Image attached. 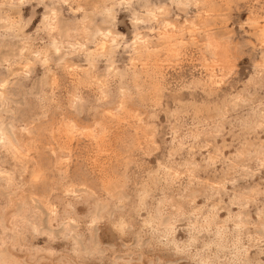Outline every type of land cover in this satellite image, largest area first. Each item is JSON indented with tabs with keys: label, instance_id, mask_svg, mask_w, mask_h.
<instances>
[{
	"label": "rangeland",
	"instance_id": "rangeland-1",
	"mask_svg": "<svg viewBox=\"0 0 264 264\" xmlns=\"http://www.w3.org/2000/svg\"><path fill=\"white\" fill-rule=\"evenodd\" d=\"M0 264H264V0H0Z\"/></svg>",
	"mask_w": 264,
	"mask_h": 264
}]
</instances>
